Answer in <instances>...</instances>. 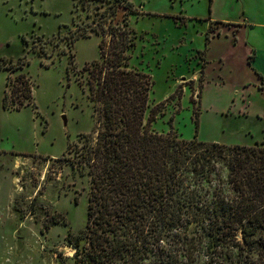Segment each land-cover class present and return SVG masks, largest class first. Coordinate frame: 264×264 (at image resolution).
Segmentation results:
<instances>
[{
	"label": "rangeland",
	"instance_id": "1",
	"mask_svg": "<svg viewBox=\"0 0 264 264\" xmlns=\"http://www.w3.org/2000/svg\"><path fill=\"white\" fill-rule=\"evenodd\" d=\"M113 1L0 0V64L18 67L0 68V264H76L72 242L86 226L90 178L67 158L81 135L102 126L85 67L108 54L100 56L103 36L90 26L128 21L129 66L151 81L146 119L152 109L164 112L154 132L226 146L264 143V0H129L133 9L112 16ZM213 1L232 18L246 15L257 81L244 45L223 64L237 41L220 24L209 28L204 15ZM85 24L91 36L75 39ZM22 77L33 99L6 110L3 99L8 93L11 104Z\"/></svg>",
	"mask_w": 264,
	"mask_h": 264
},
{
	"label": "trees",
	"instance_id": "2",
	"mask_svg": "<svg viewBox=\"0 0 264 264\" xmlns=\"http://www.w3.org/2000/svg\"><path fill=\"white\" fill-rule=\"evenodd\" d=\"M112 3V16L133 9L129 0ZM103 23L75 33L90 37V26L103 36L100 56L108 52L85 67L102 126L65 156L90 178L86 226L69 239L76 264H264V143L226 146L154 132L164 112L152 109L146 119L151 81L129 66V23ZM18 81L11 104L8 93L3 99L6 110L33 99L28 79Z\"/></svg>",
	"mask_w": 264,
	"mask_h": 264
},
{
	"label": "crops",
	"instance_id": "3",
	"mask_svg": "<svg viewBox=\"0 0 264 264\" xmlns=\"http://www.w3.org/2000/svg\"><path fill=\"white\" fill-rule=\"evenodd\" d=\"M228 12L223 11V8H221V10L219 11L217 3L215 1H213V10L211 11V13L204 15L206 17L205 21L207 22L209 28H213V24H220L225 30L229 31L230 33H233L237 43L234 45V50L232 52H227L225 54H223L225 57L223 58V64H227L226 62H228V59L231 58V56L236 55V52H238V48L242 47L243 45L245 47H247V53H246V58L244 59V61H246V59H248V64L252 67V75H257L262 74L260 72H258L255 67V62H250L251 57H253L252 55H255V58L257 57V52L253 49V46L251 44H249V30L247 28V26H245L246 24V15L239 16L238 14V18H232L231 15L227 14ZM199 18V17H198ZM245 18V19H244ZM248 19V18H247ZM215 39V36H213V40ZM210 41H212V38L209 39ZM208 40V41H209ZM213 41L211 42V46H212ZM249 45V46H248ZM254 58V57H253ZM252 58V59H253ZM207 62V61H206ZM207 64L205 67V76L207 73ZM253 70L255 72H253ZM260 71V70H259ZM262 72V71H261ZM257 78H259V75L255 77L256 81ZM260 82V81H259ZM264 84V78L263 81L260 83V85Z\"/></svg>",
	"mask_w": 264,
	"mask_h": 264
}]
</instances>
